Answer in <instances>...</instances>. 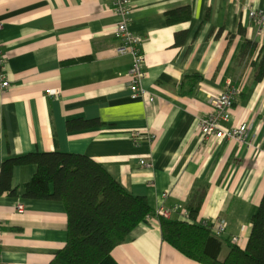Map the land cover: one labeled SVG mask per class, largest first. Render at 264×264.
<instances>
[{
    "label": "crops",
    "instance_id": "1",
    "mask_svg": "<svg viewBox=\"0 0 264 264\" xmlns=\"http://www.w3.org/2000/svg\"><path fill=\"white\" fill-rule=\"evenodd\" d=\"M130 2V27L146 56L147 95L139 98L129 89L133 58L118 53L111 0H0V54L11 83L0 91V175L5 161L33 153L84 155L154 214L180 205L197 209L200 224L225 219L227 233L217 238L240 237L245 250L264 196V79L256 81L252 65L264 34L250 18L264 0ZM188 6L192 19L173 22L184 14L168 13ZM245 40L257 43L251 57ZM233 87L240 95L226 126L248 124L251 145L203 142L208 98ZM75 121L99 125L69 129ZM36 173L35 165L16 166L18 196L0 197V264H51L67 245L65 206L23 198ZM228 253L224 244L221 260ZM112 255L118 264H200L163 240L155 215Z\"/></svg>",
    "mask_w": 264,
    "mask_h": 264
},
{
    "label": "trees",
    "instance_id": "2",
    "mask_svg": "<svg viewBox=\"0 0 264 264\" xmlns=\"http://www.w3.org/2000/svg\"><path fill=\"white\" fill-rule=\"evenodd\" d=\"M192 19L191 8L168 13ZM257 43L245 40L242 51L251 57ZM256 81L264 79V47L252 63ZM69 129H89L96 121H75ZM35 165L37 173L25 185L24 199L60 202L68 216V241L51 264H118L112 253L148 217L154 216L145 198L128 193L99 163L79 154L33 153L5 161L0 175V197H17L13 186L16 166ZM188 219H160L163 240L200 264H264V196L252 219V233L245 250L214 236L212 224L195 222L197 209ZM229 253L221 260L223 245Z\"/></svg>",
    "mask_w": 264,
    "mask_h": 264
},
{
    "label": "built area",
    "instance_id": "3",
    "mask_svg": "<svg viewBox=\"0 0 264 264\" xmlns=\"http://www.w3.org/2000/svg\"><path fill=\"white\" fill-rule=\"evenodd\" d=\"M111 3L113 13L120 19L115 31L117 38L121 42L118 53L120 55H131L133 58L132 67L128 73L130 78L129 89L133 98H139L147 95L143 88V82L147 77L146 56L141 51L142 38L132 32L130 27L133 7L130 0H111ZM250 18L257 28L258 35L262 36L264 34V11H251ZM1 28L2 24H0ZM6 64V59L0 54V91H6L11 87L9 78L4 72ZM239 95L240 91L233 87L219 95H213L208 98L212 112L209 116L202 119L199 125L200 137L203 142L211 143L212 141L231 139L251 145L252 140L249 135L250 127L248 124L243 123L235 127L226 126L233 119L235 100ZM150 100L153 102L154 97ZM140 164L148 168L153 167L152 163H148L145 160H141ZM18 210L23 212L24 207L20 205ZM175 215H179L182 219H188L190 212L180 205L161 207L155 212L157 218L165 220H170ZM211 224V230L216 237H222L227 233V222L225 219L218 218ZM242 242L243 239L240 237L232 238L234 245L240 246Z\"/></svg>",
    "mask_w": 264,
    "mask_h": 264
},
{
    "label": "bare ground",
    "instance_id": "4",
    "mask_svg": "<svg viewBox=\"0 0 264 264\" xmlns=\"http://www.w3.org/2000/svg\"><path fill=\"white\" fill-rule=\"evenodd\" d=\"M256 29H257V28H256ZM199 136H201V135H200V130H199ZM235 246H237V245H235Z\"/></svg>",
    "mask_w": 264,
    "mask_h": 264
}]
</instances>
